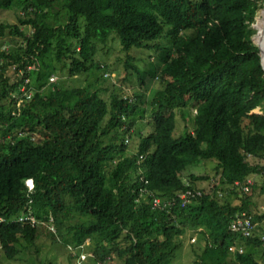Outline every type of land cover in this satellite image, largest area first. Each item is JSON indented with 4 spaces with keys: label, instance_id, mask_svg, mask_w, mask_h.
Returning <instances> with one entry per match:
<instances>
[{
    "label": "trees",
    "instance_id": "1",
    "mask_svg": "<svg viewBox=\"0 0 264 264\" xmlns=\"http://www.w3.org/2000/svg\"><path fill=\"white\" fill-rule=\"evenodd\" d=\"M263 4L0 0V11H19L15 23L0 24V36L8 30L9 40L21 42L0 49V218L7 220L0 223V249L5 258L13 260L21 248L33 246L44 228L39 223L52 218L58 242H89L93 264L107 257L123 264H172L187 230L202 242L194 244L193 264H264V213L258 208V198L264 204V72L250 41ZM112 33L122 52L165 53L157 72L161 88L148 103L153 129L139 132L131 154H125L120 135L132 137L130 116L141 96L131 100L116 92L106 100L96 86L105 71L93 57ZM161 39L168 47L160 46ZM57 70L70 77L103 73L92 89L57 88L55 79L49 80ZM21 86L32 88L33 96L17 93ZM187 100L194 101L191 128L173 138L175 119L188 120L181 112ZM207 160L216 163V182L180 207L178 195L208 179L189 174L190 187H185L183 172ZM26 179H32V191ZM248 180L252 184L245 192ZM153 198L175 205L152 209ZM29 202L35 225L10 221ZM241 212L255 223L247 238L229 229ZM72 213L79 222L71 223ZM232 245L242 252L230 253Z\"/></svg>",
    "mask_w": 264,
    "mask_h": 264
},
{
    "label": "rangeland",
    "instance_id": "2",
    "mask_svg": "<svg viewBox=\"0 0 264 264\" xmlns=\"http://www.w3.org/2000/svg\"><path fill=\"white\" fill-rule=\"evenodd\" d=\"M17 12L19 11H16L15 9L0 11V24L8 25L15 23ZM254 35L251 38H253ZM110 39L112 40L109 41V44L104 50H98V54L93 57L95 63L100 60L101 65L104 66L103 70L110 75L106 78L102 74L96 86L98 90H100L99 93L101 97L106 100L111 93L116 92H119L122 97L131 100L134 99L136 94L141 96L140 107L137 112L130 116V119H133L134 122L130 130L132 137L128 134L120 135V139L124 141L128 139L125 154H131L136 151L139 142V132L147 134L153 129L148 103L153 94L161 88L159 80L157 79V72L162 65L161 59H163L165 53L162 50L154 51L145 49H134L125 53L120 50L119 39L114 33L111 34ZM159 42L161 47H168V43L165 40L161 39ZM15 43H17L16 45L21 44L20 40L14 37H12V40H9L8 30L4 31V34L0 36V49H11V47L15 46ZM125 61L128 62L130 67H126ZM68 63L69 62L66 61V65ZM100 73L103 72L92 70L89 75L86 74L70 77L67 75L66 70H57L56 74H52L50 78L53 77L55 79L57 88L86 87L92 89L95 86L94 82ZM20 74L21 73H18V76H20ZM116 89L118 91H116ZM193 104L194 101L187 100L185 106L181 109L182 114L188 116V120H182L179 116L177 118L175 117V128L172 132L173 138L182 135L185 132V127L190 130L192 125L190 119L194 114L193 109H191ZM254 112L261 113L259 109H256ZM215 164V161L207 160L201 161L197 165L189 166L186 168L185 172H183L182 179H185L186 181L189 174L208 177L207 180L195 182L193 186L194 188L207 192L218 178L217 174L214 173ZM237 196H240V194H237ZM225 197L229 201H234L235 199V196L225 195ZM258 200L260 202V206H258L259 211L264 213L263 197L258 198ZM69 215L71 217V223L79 222L81 219L78 215L76 216L73 213ZM83 219L84 218H82V220ZM10 221L17 222L15 217ZM39 225H42L44 228L40 230V234L36 239L35 244L33 246H27L24 248L25 250L21 248L20 253H18L13 260H7L0 249V264H93V254L92 251L88 249L89 242L83 245L82 249H78L76 248L77 246L71 244H64L62 241L58 242L57 240L59 239L52 218H49L48 222H40ZM47 225H52L54 227L55 233L50 231L54 235L49 234L46 231L48 230ZM262 225H264V220ZM199 239H201L200 236H192L191 232L187 230L182 239L183 246L176 254L172 264H193L195 259L193 254L195 251L194 244L197 242L202 245V242H200ZM252 251L257 257H259L258 250ZM82 254L84 259H80ZM88 254H91L92 257L88 256ZM99 264H123V262L116 257H111V259L107 257L105 261L100 262Z\"/></svg>",
    "mask_w": 264,
    "mask_h": 264
},
{
    "label": "built area",
    "instance_id": "3",
    "mask_svg": "<svg viewBox=\"0 0 264 264\" xmlns=\"http://www.w3.org/2000/svg\"><path fill=\"white\" fill-rule=\"evenodd\" d=\"M103 76H105L107 78L110 75H109V73L106 72V73H104ZM49 80L53 81L54 78L51 77ZM21 93L23 95H25V97L30 98L33 96L34 91L32 88L27 89L25 86H21V88L19 90V94L21 95ZM125 141H126V143H125ZM125 141H124V143L127 144L128 139H126ZM184 184H185V187H190V184L188 181H185ZM251 184H252V181L248 180L247 183L242 186V189L245 192H247L249 190V186ZM24 185L28 191H32V189H33L32 179H26L24 181ZM201 195H202L201 189H197V188L189 189V188H187L178 195L177 202L179 203L180 207H184L187 204H189L191 201L196 199L197 197H200ZM30 203L31 202H29L27 209L23 213H21L19 216L16 217V221L19 223L29 224L30 226H34L35 223L37 222V219L33 215ZM174 205H175V201H173V200L161 201L159 198H153L151 200L152 209H156L159 211L163 210L169 206H174ZM0 222L1 223L7 222V220L5 218H0ZM47 228L52 233H55V229L52 225H47ZM254 228H255V223L253 222L251 215L247 214L246 212H241L239 214H235L234 217L232 218V220L230 221V224H229V229L231 232L236 233L237 235H240L244 238L250 237ZM262 240L264 241V231H263ZM82 247H83V245H80V246H77L76 248L82 249ZM228 251L232 254L241 253L242 248L235 246V245H232L228 248ZM88 256L92 257L91 254H88ZM80 259H84L83 254L80 256ZM99 263L100 262H98L97 264H99Z\"/></svg>",
    "mask_w": 264,
    "mask_h": 264
},
{
    "label": "bare ground",
    "instance_id": "4",
    "mask_svg": "<svg viewBox=\"0 0 264 264\" xmlns=\"http://www.w3.org/2000/svg\"><path fill=\"white\" fill-rule=\"evenodd\" d=\"M256 24H258V27L256 26ZM253 28L256 30L254 38L257 39V44L255 46L260 48L264 56V15L262 16L261 14L260 18L256 20Z\"/></svg>",
    "mask_w": 264,
    "mask_h": 264
},
{
    "label": "water",
    "instance_id": "5",
    "mask_svg": "<svg viewBox=\"0 0 264 264\" xmlns=\"http://www.w3.org/2000/svg\"><path fill=\"white\" fill-rule=\"evenodd\" d=\"M262 16L264 15V4H263V7H262ZM253 25V24H252ZM252 28H253V26H252ZM250 41H251V44L254 46V47H256L257 48V54H258V56H259V62H260V67H261V69H262V71L264 72V56H263V53H262V51L260 50V48L259 47H257V46H255L254 44H253V41H252V38L250 39Z\"/></svg>",
    "mask_w": 264,
    "mask_h": 264
}]
</instances>
